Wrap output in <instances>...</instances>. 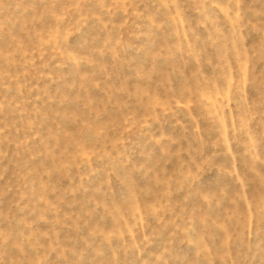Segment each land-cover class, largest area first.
<instances>
[{
  "label": "rangeland",
  "instance_id": "374dc122",
  "mask_svg": "<svg viewBox=\"0 0 264 264\" xmlns=\"http://www.w3.org/2000/svg\"><path fill=\"white\" fill-rule=\"evenodd\" d=\"M0 264H264V0H0Z\"/></svg>",
  "mask_w": 264,
  "mask_h": 264
}]
</instances>
